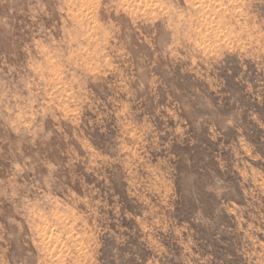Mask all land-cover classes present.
<instances>
[{
  "label": "rangeland",
  "instance_id": "obj_1",
  "mask_svg": "<svg viewBox=\"0 0 264 264\" xmlns=\"http://www.w3.org/2000/svg\"><path fill=\"white\" fill-rule=\"evenodd\" d=\"M0 264H264V0H0Z\"/></svg>",
  "mask_w": 264,
  "mask_h": 264
}]
</instances>
